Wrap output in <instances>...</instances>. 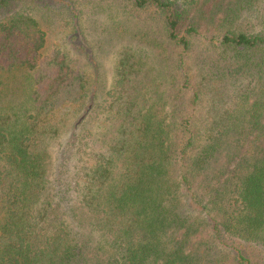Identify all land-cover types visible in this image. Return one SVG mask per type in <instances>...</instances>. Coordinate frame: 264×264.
Instances as JSON below:
<instances>
[{
    "label": "trees",
    "instance_id": "16d2710c",
    "mask_svg": "<svg viewBox=\"0 0 264 264\" xmlns=\"http://www.w3.org/2000/svg\"><path fill=\"white\" fill-rule=\"evenodd\" d=\"M127 1L160 27L167 89L121 51L114 86L73 128L63 194L46 144L89 89L56 57L30 104L0 105V264H201L217 248L264 264V28L242 29L234 9L200 42L203 0ZM204 1L215 20L218 0ZM45 46L31 11L0 20V71L36 70Z\"/></svg>",
    "mask_w": 264,
    "mask_h": 264
},
{
    "label": "rangeland",
    "instance_id": "374dc122",
    "mask_svg": "<svg viewBox=\"0 0 264 264\" xmlns=\"http://www.w3.org/2000/svg\"><path fill=\"white\" fill-rule=\"evenodd\" d=\"M193 1L189 2L192 4ZM209 3L214 4H205L203 0L200 6L193 9L192 16L206 30L197 36L200 42L219 37L215 36L219 32L217 27L234 9L238 10L236 21L242 29L244 25L252 32L264 28V0H254L253 4H249L248 0H218L215 20L210 14L214 6L209 8ZM131 7L127 0H54L48 7L38 0H19L7 10L0 9V20L18 11H31L46 34V46L36 70L0 71L1 106L8 109L25 102L30 104L31 94L38 89L40 77L51 73L47 65L56 57H64L73 77L81 79L89 89L84 108L78 114L73 113L60 135L46 144L53 171L49 180L51 194L64 193L75 165L73 128L84 115L89 114L92 105L103 102L114 86L116 66L124 48L134 50L144 73L160 85L161 92L167 89L162 50L151 42L152 38L160 35V27L148 14H138ZM158 97L161 96L156 93L155 98ZM89 100L93 103L90 104ZM86 125L97 130L95 123L86 122L83 126ZM224 253L217 248L201 264H238L234 256L230 259Z\"/></svg>",
    "mask_w": 264,
    "mask_h": 264
}]
</instances>
